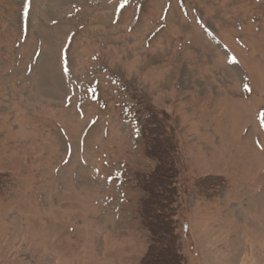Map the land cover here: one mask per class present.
<instances>
[{
  "label": "rangeland",
  "instance_id": "1",
  "mask_svg": "<svg viewBox=\"0 0 264 264\" xmlns=\"http://www.w3.org/2000/svg\"><path fill=\"white\" fill-rule=\"evenodd\" d=\"M263 115L264 0H0V264H167L165 160L186 264H264Z\"/></svg>",
  "mask_w": 264,
  "mask_h": 264
},
{
  "label": "trees",
  "instance_id": "2",
  "mask_svg": "<svg viewBox=\"0 0 264 264\" xmlns=\"http://www.w3.org/2000/svg\"><path fill=\"white\" fill-rule=\"evenodd\" d=\"M144 112H147L149 114L143 120L145 121V123L143 124V128L145 129V132L147 133L146 137L148 138V144H149L154 141V136L156 135L155 132H157L160 136H162L163 133L162 131L158 129L159 124H158L157 118L155 117L154 112L151 111L150 109L148 110L147 107H144L141 110L139 108L136 111L137 118L139 119L140 115L144 114ZM165 164L164 165L166 166V170L162 172V176L164 180H162L159 186V190H158L160 191V196H158V198L155 200L154 205L149 206V203H148L150 198H152V195H151L152 185L149 182L150 180H153V179H151L149 176L148 179L146 178L144 180L137 179V183L139 184V186H141L143 190H145L149 194V198L145 200L147 201V203L143 204V210H145V212L147 213V216L150 217V219L147 220L146 223H148V226H150L149 227L150 237L152 239L151 245L152 247H154L153 249L155 250V255H154L155 260L162 261L163 259L164 260L163 262L167 264H171L172 263L171 261H173L175 264L177 263L186 264L184 253L180 251L178 241L176 237H174V231L172 229V226L174 227L175 220L173 221L172 215L169 216L166 214L167 207L164 205L165 203L168 202L169 197L172 195L171 190H169L172 188L170 187V184L167 182L168 177L167 175H163L164 172H167V173L169 172L168 169L170 168V166L167 164L166 160H165ZM158 199L162 200L164 204L161 201H158ZM158 202L162 203L161 204L162 206L159 207V209L161 210V211H158L159 215L154 212L155 209H158V204H159ZM150 211L152 215L149 216L148 212ZM169 241L171 242L169 243ZM168 243H169V246H168ZM162 252L165 254L164 255L161 254Z\"/></svg>",
  "mask_w": 264,
  "mask_h": 264
},
{
  "label": "snow or ice",
  "instance_id": "3",
  "mask_svg": "<svg viewBox=\"0 0 264 264\" xmlns=\"http://www.w3.org/2000/svg\"><path fill=\"white\" fill-rule=\"evenodd\" d=\"M245 87H247V85H245Z\"/></svg>",
  "mask_w": 264,
  "mask_h": 264
}]
</instances>
